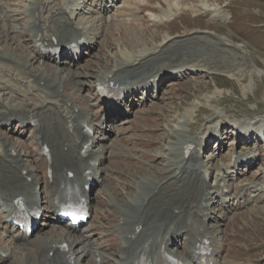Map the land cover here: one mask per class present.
I'll return each mask as SVG.
<instances>
[{"label": "bare ground", "instance_id": "6f19581e", "mask_svg": "<svg viewBox=\"0 0 264 264\" xmlns=\"http://www.w3.org/2000/svg\"><path fill=\"white\" fill-rule=\"evenodd\" d=\"M3 1L0 0V6ZM76 1L27 0L24 22H19L13 28L7 27V31L13 37H15L16 29L29 31L28 35L32 39L38 61L20 60L24 63L20 65L16 60L7 58L0 50V123L17 119L21 123L20 130L30 126L33 131L34 144L37 147V156L50 171V176H46L45 179L40 178L36 169L28 163L25 154L20 152L18 144L8 139L0 129V212L2 213L1 221H3V226L8 233L11 231L6 224L9 222L15 206L12 201L18 195L25 196L30 204L38 202L45 204L44 216L53 217L56 215L57 210L53 203L66 195L68 187L83 186L84 184L83 173L87 163L86 157L80 153V149L85 143L96 142L98 139L96 135L89 137L83 131L84 123L93 126V115L87 108L81 106L75 110V106L79 105L76 98L70 95L65 88L60 91L72 71L74 76L69 79L74 84L73 88L78 86L81 76L87 77V72L81 73L77 68L72 70L71 66L59 65L56 57L53 58V61L48 57L51 47L62 45L67 40L76 38L81 35L82 31L89 34H101L105 30L103 27L104 20L96 17L102 11V8L98 7L95 9V13L90 16L88 25L78 28L76 24L67 20L70 24L66 31H63L61 20L69 18L68 7ZM104 1L92 0L91 3L100 5ZM89 9V6H85L81 13L83 14ZM103 9L105 10L106 6ZM19 11L18 13L21 14L22 10ZM205 11L210 15L226 16L217 8H209ZM76 19H79L78 16ZM117 22L121 23L122 21ZM119 23H115V25ZM125 24L129 28L134 26L132 29H137L136 24L132 22ZM99 38V36H90V45L95 46ZM13 40L21 45L17 37ZM159 41V44L154 45L153 48L148 46L145 49L146 47L142 46L135 50L128 47L127 54L132 59L116 58V61L112 62L113 64L111 63L109 68L97 70L94 75V83L112 81L113 85L130 91L142 84H147L151 79L155 82L157 76L159 77L157 84H159L162 73L174 69L179 70V67L186 65L195 66L197 70L220 69L227 66L231 70L243 63L244 60L241 61L240 58L246 54L242 51L241 56L237 55L238 46L232 45L226 40L223 42L215 41L212 37L200 36L196 33L176 38H171L167 34ZM43 59L49 60L52 72L41 69V66L45 65L41 61ZM188 112L189 114L182 116V119L175 126L176 140L167 141L165 145L168 144L171 152L177 154L174 161V177L181 179V172L185 171L187 173L185 179L188 180L189 186L191 183L198 184V177L204 170L206 163L197 161L193 157L183 158V148L198 141L205 132L213 130L211 133H214L217 131L219 123L204 125L196 134L189 130L185 131V124L191 125L188 119L190 115L192 117L193 113ZM257 119H250L248 124L253 122L255 124L264 123V119ZM32 121H35L33 125H31ZM101 141L102 139L98 140V143ZM44 144L50 148V157L41 154ZM248 149L238 153L230 164L235 166V163H238L240 165L243 163L242 161L247 162L248 157H251L252 160L255 159L257 157L256 152L253 149ZM101 170L100 179L103 178L104 168L102 167ZM69 171H73L74 176H70ZM226 180L227 173L220 172L216 184L212 185L211 188L219 189L223 185L229 187L231 183ZM159 182V178L155 175H149L144 177V180H140V193L136 196H129L128 201L121 204L120 216L130 215L136 218L138 212L134 210L133 206L141 207L146 196L158 187ZM246 185L247 187L257 185L262 188L255 181H250L243 186ZM36 190H39V195L35 194ZM154 200L152 198L145 209L150 208ZM178 203L180 202L178 201L176 204ZM173 205L174 203L169 207L166 201H154L148 218L164 217ZM179 207L180 214L172 216L171 219L182 217L183 213L187 211L183 203H180ZM47 223V221L42 222L44 226H47ZM158 225L160 224L155 226ZM117 226H120L118 233L122 239V245L112 252L91 247L86 242L85 230L83 232H71V234L66 232L64 235L54 232L47 236L45 235L46 229H44L42 231L44 233H40L41 236L30 238H26L24 233L18 232L13 235L15 241L13 247L10 246L11 249L0 240V264L3 262H12V264H85L81 257L87 253L97 255L96 264H110L107 258L112 256L115 257L114 262L116 264L133 261L134 255L126 257V254L134 249V244L131 241L133 238L130 234L135 231V223L134 221H125L118 223ZM145 230L146 228L141 232L144 239L153 237V231ZM161 240L159 239V241Z\"/></svg>", "mask_w": 264, "mask_h": 264}, {"label": "rangeland", "instance_id": "374dc122", "mask_svg": "<svg viewBox=\"0 0 264 264\" xmlns=\"http://www.w3.org/2000/svg\"><path fill=\"white\" fill-rule=\"evenodd\" d=\"M15 2H16V0H15ZM213 2H215V1H213ZM146 3H148V2H146ZM262 3L264 4V0ZM1 4H3V3H1ZM1 6H0V8H1ZM199 7L200 6H198L196 9H198ZM262 8H263V10H262V14L260 17H254V16H251L249 14H243L240 9H238L237 12L231 13L232 19L234 21V26L237 29L243 31L244 34L246 35V37L248 38V40L242 39V37L238 36L237 34H235L230 29L225 30V29L221 28L220 26L217 27L216 25H213L211 23H206L204 21L195 20L190 16H183L182 21H179V22L177 21V23H175L171 26L172 27V30H170L171 32L181 30L183 27V22H184V23H187L189 26H192V27L214 28L216 30H220L222 32H225L229 35L235 34L236 36L239 37L240 43L243 42L244 48L246 50H248L251 54L252 60H248L249 63L252 64L253 61L254 62L258 61L259 66L262 67V73H261L260 77H257L256 79H254V78L252 79V77L249 76L250 72L248 71L247 72V78L244 79L243 81L240 80L241 82H236L233 79H230V81H225L222 78H216V80L205 78V79H203L202 83H200L198 81V79L186 80V81L180 83L179 87L181 88V93H175V94L172 93V96H174V98L171 101L164 104V107L167 110V114L164 115L163 121H160V122L157 121L159 126L164 127V126L168 125V120H170L176 114V109L180 108V110H179V112H180L183 109H185L186 106H188L190 104V102L193 103V101L200 99V98H203V103L206 104L205 99L207 98V96L212 95L215 91H217L219 93V95L225 94L228 97H227V100L224 104H222V105L214 104L213 105L214 108L222 109L225 107H231L230 113L235 114L236 116H238L240 118H245L247 116H254V117L257 116V117H261V118H259V119L253 118V119H257V120L264 119V118H262V117H264V98H263V95H264L263 94L264 93V58H262L258 55V52H259L261 54V56L264 57V29H258V28L254 29L253 27H250L251 24H255L257 22H260L258 24H260V27L264 28V5H262ZM19 10L20 9H17V8L13 7L12 5H8L6 9H0V17H1V19L3 18L2 20L6 21V23L3 26L0 24V50H1V53L3 52V54L7 58H11L12 60H16L20 65H23L24 63H22L20 60H22V61L27 60V62H33L34 60H37V56H36V52H35L33 44H32V39L29 38V35H28L29 31H25V29H22V30L16 29L14 32L15 37L18 38V40L21 42L22 46L20 44H17V41L13 40V38L15 39V37L11 36V33H9L7 31V27L13 28V26L18 25L19 22H21V21L24 22L23 16L20 13H18V12H20ZM205 10H207V9H205ZM23 12H25V10ZM117 21L123 22L124 20H117ZM12 22H14V23H12ZM261 22H263V24H261ZM125 23H129V22H126V20H125L122 28H119L118 24L116 25L117 26L116 31L118 30L120 32V36H122V39L116 40L114 45H115V47L119 46V49H121V51L128 52V47H130V48L132 47V49L136 50L139 47L144 46L149 39H152L154 41H158V40L163 39L164 31L162 33L158 29H154L151 32L150 37H147L146 39H144V36H143L144 34L141 30H139V27L137 25H136L137 29L134 30V29H132L134 26H131L129 28L126 26ZM25 35H26V38H25ZM20 37H23V39H21ZM154 43H156V42H153L152 44H154ZM254 44H257V46H256L257 50H256ZM108 46L110 47V44ZM103 47H104L103 41L101 38H99L98 42H96V44L94 46V49L99 50V49H103ZM117 52H118V50L114 51L112 49L111 54H108L109 52H106V51L103 53L94 54L93 58L91 57V58L87 59L86 61L82 62L80 65H82V67L87 68L88 70H92V72L89 73L86 71L87 77L86 76L84 77V75L81 76V80L78 83V86H75L73 88L74 84L69 79V78H72L74 76L73 71H72L69 78L66 79V80H69L71 83V87L69 85H68V87L73 88V90H75V88H76V91L78 92V94L80 96H85V94L84 93L81 94L80 91L82 89L87 90L89 88L92 81L94 80V75L96 74L97 70H102L103 68H109V66L113 62V60H116V58H118V56H122L121 52H119L118 55H117ZM109 55H113V56L109 57ZM246 56H247V53L243 54L242 57L240 58V60L241 61L247 60ZM106 57H108V58H106ZM41 61H43L45 63V65L41 66V69L47 70L48 72H52L51 71V65H50L51 63L49 64V60L43 59ZM243 63H245V61H243ZM81 68L79 67L78 70H80L81 73L85 72V71L81 70ZM245 68H249V66H246ZM220 69L229 70L230 68H228V66H227V67H221ZM239 70H242V69H239ZM91 77H93V79H91ZM65 83H66V81L64 82V87H62L61 88L62 90L60 89V91H63L64 88H65V90H67L65 87ZM223 83H225V84H223ZM243 85L247 86V88H243ZM218 87H221V88H218ZM67 92H69L70 95L74 96V94L71 91L67 90ZM211 99L212 98H208L209 101ZM194 107H195V105H192L187 110V114H189L188 111H190V109L197 110L199 106L197 108H194ZM202 109L203 108H201V110ZM216 112L220 113L221 110H217ZM182 113L183 112H181V114ZM185 115L186 114H184L183 116H185ZM197 116H198V113H196V112L192 113V118H195ZM11 120H9V121H11ZM199 120H200V118L198 117L196 124L198 123ZM9 121H7L8 123L6 122L7 124L0 123V127H1V125L4 124L0 129H2V131L6 135V137L8 139H10L13 143L15 142L16 144H18V146L20 148L19 149L20 152L25 154V157L28 160L29 164H30V160L40 161L38 156H37V153L35 151L36 146H35L34 140H33V133H32L33 131L27 130V129H30V126L26 127L25 135H23L22 131L19 132L20 127H19V123H16L17 120H13L11 122H9ZM154 122L156 123V121H154ZM191 124H192V122H191ZM196 124L194 126H196ZM213 124H211V125H213ZM170 126H171V123H169V127ZM200 128H201V126L198 127L192 133H194V134L198 133ZM165 130H167V129H165ZM189 131H190V129H189ZM26 132H27V135H29V136L26 135ZM211 132H208V134H210ZM229 148H234V146L230 145ZM229 148H228V150H229ZM248 150H252V149L249 148ZM148 153L149 154H148V156L146 155V158L150 161L151 165H149V168H147V166L145 165L142 167V169H146V171H150V168H157V167L162 169L166 163H164L163 159L160 158V156H162L164 158L163 151H161V149H160V145H157L156 147L148 149ZM262 156L264 157V155H262ZM35 163L38 164L37 162H35ZM249 164L251 165V164H253V162H251ZM40 166H41V164H40ZM111 166H112V168H118L117 164H111ZM31 167H33V166L31 165ZM103 168H104V172H103V178H104V175L106 173V167L103 166ZM43 170H44V167H43ZM146 171H144V173H146ZM121 172H119V176L118 175L113 176V178L117 182L115 186L110 187L111 190H113V192L121 191V190H123V191L127 190V188H129V184H132V182H133V179L131 178V176L136 175L135 173L132 175L129 174V176L127 177L125 174H124L125 176H123V174ZM151 172H153V171H151ZM151 175H154V174H151ZM227 175H228V173H227ZM148 176H145V177H148ZM40 178L45 179L43 177H40ZM103 178L100 180L101 182L104 181ZM95 190H97V192H98L99 188L94 189V191ZM104 193H107V196H110L109 201L119 203L120 205L123 203L125 204L128 201V197H129V193L125 192V198L118 200L117 196L116 195L112 196V192L110 190H108L107 188H105ZM93 198L95 201H98V204H99L98 196L96 195ZM93 198H92V200H93ZM112 207L114 208V210H116L118 208V205L114 204ZM113 208H111L110 206L109 207L103 206V207L97 208V213L99 214V212H100L99 216L101 215V217H105L106 214H109V212H111L113 210ZM114 214H117V212L115 211ZM120 214H121V209H120ZM1 216H2V213L0 212V240L2 241V243H4L6 246H8L10 248V246L13 247V245H14L15 237L10 232L8 233L6 230L4 231L5 228L3 229L4 223H3V221H1ZM44 217L47 218L46 216H44ZM47 222L50 223L49 221H47ZM48 223H47V226H45V228H42L43 230L42 229H41V231H39L40 229L38 230L39 236H41L40 233H44V232H42V231H44V229H46L45 235H47V236H49L50 234H53L54 232L60 233L61 235L62 234L64 235L66 233V231H64V233H63V232H60V231L50 227L52 225V223H50V224H48ZM251 225H253V227ZM100 232L101 231H99V233ZM99 233L97 232L98 235H99ZM243 233L245 234V236L243 234L244 240H246V242L250 243L251 246L255 247L256 252H253L251 255H247V254L243 253L241 250H238L236 248L235 249L231 248L228 251V253L230 252L229 255L232 257L238 256L241 260H245V261L250 260V258H263L264 257V224L261 222H255L254 224L253 223L249 224V226L247 228H245ZM86 235H87L86 242L89 245H91V247L98 248L100 250H105L108 252L113 251L111 249L101 248L99 246H96L95 239L93 237H91V235H89V236H88V234H86ZM36 237H38V236H36ZM259 243L261 245H259ZM116 250H114V251H116ZM12 251H13V249H12ZM89 254H92V253H87L86 255L83 256V259H84V257L88 256ZM94 255H96V254H94ZM96 257H97V255H96ZM97 261H98V257L96 259V262ZM107 261L110 264L111 263L116 264V262H114L115 257H113V256L110 258H107ZM96 262H95V264H96ZM2 264H12V262H8V263L3 262Z\"/></svg>", "mask_w": 264, "mask_h": 264}]
</instances>
